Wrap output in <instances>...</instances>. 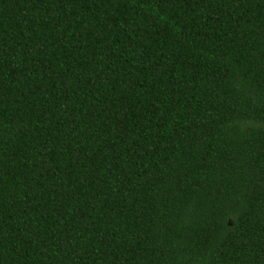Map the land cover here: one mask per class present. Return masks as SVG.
Segmentation results:
<instances>
[{"label":"trees","instance_id":"16d2710c","mask_svg":"<svg viewBox=\"0 0 264 264\" xmlns=\"http://www.w3.org/2000/svg\"><path fill=\"white\" fill-rule=\"evenodd\" d=\"M0 264H264V0H0Z\"/></svg>","mask_w":264,"mask_h":264}]
</instances>
